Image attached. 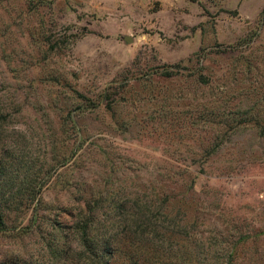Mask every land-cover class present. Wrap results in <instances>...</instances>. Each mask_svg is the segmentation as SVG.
Returning a JSON list of instances; mask_svg holds the SVG:
<instances>
[{"label":"rangeland","instance_id":"rangeland-1","mask_svg":"<svg viewBox=\"0 0 264 264\" xmlns=\"http://www.w3.org/2000/svg\"><path fill=\"white\" fill-rule=\"evenodd\" d=\"M0 113L3 163L46 181L0 264H77L79 214L191 192L215 199L199 259L264 264V236L225 250V225L264 230V0H0Z\"/></svg>","mask_w":264,"mask_h":264},{"label":"trees","instance_id":"trees-1","mask_svg":"<svg viewBox=\"0 0 264 264\" xmlns=\"http://www.w3.org/2000/svg\"><path fill=\"white\" fill-rule=\"evenodd\" d=\"M45 183L19 179V172L4 164L3 156L0 157V231L6 229L7 219H11L14 211L22 213L32 203L34 210H37L40 197H36V194ZM29 186L35 190L24 196L23 190ZM187 189L192 188L187 185ZM190 195L189 198L184 195L175 202L176 194L169 193L162 198H145L135 209H125L108 224L95 221L91 214L93 208H90L79 214L70 227L76 235L78 249H73L67 242V248L58 250V254L64 261L73 257L77 264H233L230 258L222 261L216 257L198 258L203 252L218 251L217 248L212 250L216 242H211L218 237H196L188 225L199 218V211L212 207L215 199L196 197L192 192ZM21 207L24 209L21 210ZM189 207L191 212L198 214L181 221L179 214ZM226 229L230 231L225 236L235 239L228 243L226 249L218 247L227 250L229 256L236 252L240 240L253 241L264 236V230H243L225 225Z\"/></svg>","mask_w":264,"mask_h":264}]
</instances>
